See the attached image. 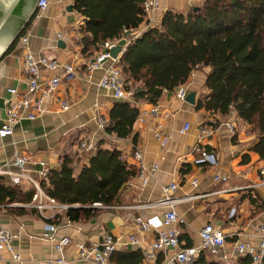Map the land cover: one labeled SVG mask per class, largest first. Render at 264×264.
Returning a JSON list of instances; mask_svg holds the SVG:
<instances>
[{
    "label": "crops",
    "instance_id": "obj_1",
    "mask_svg": "<svg viewBox=\"0 0 264 264\" xmlns=\"http://www.w3.org/2000/svg\"><path fill=\"white\" fill-rule=\"evenodd\" d=\"M34 1L18 13L20 21L17 26L24 21L23 27L34 15L24 36L7 53L11 40L0 51V126L10 100L8 90L15 88L23 91L26 87V75L22 69L24 54L52 57L61 64H70L74 66L76 76L70 81H61L56 93L46 100L45 112L40 117L33 121H21L14 127L12 136L0 139V163L14 153L25 154L35 163L27 166L28 172L37 178L41 169L38 162H44L48 169H54L58 167L59 158L68 154L76 160L75 166L79 169L88 157L86 154H78L77 144L85 140L93 142L96 147L102 141L100 147L116 148L122 153L127 165L137 170L131 155V147L135 142L141 148L145 166H156L157 170L146 185H142L137 176L130 180L121 191L119 205L113 206L115 209L95 210L96 214L87 220L69 222L66 212L59 214L57 219H51L50 211H45L46 218H42L30 210L0 209V227L18 234L13 247L21 257V261L14 262L5 253L0 264H50L56 258L53 244L49 240L51 236L71 240L64 257L73 262L77 260L79 246L89 248L103 236L127 243L109 259L108 264H128L124 263L122 256L139 251L143 257V251L152 243L155 234L142 233L135 227L133 218H161L162 212L134 207L159 200L161 188L172 182L178 186V197L196 196L176 206V212L183 221L180 226L181 235L184 236L181 247L185 248V244L198 246V232L210 223L220 227L226 236L223 254L227 255V260L220 261L207 254L208 259L220 264H248L246 260L233 256L231 249L235 242L251 240L255 229L264 224V176L260 173L264 171V161H260L258 155L252 152L257 142L256 134L245 122L237 119L233 112L227 117H220L196 111L195 105L176 100L173 90L163 91L155 106L146 102L137 103L140 116L129 137L117 139L107 136L98 129L96 118L98 115L106 118L115 100L109 91L97 87L103 71H95L90 75L85 71V64L100 52L103 43L97 51L83 54V47L79 43L82 37L79 28L83 19L72 8L71 0H48V7L42 13L36 12ZM201 2L158 0V8L153 14V27L159 25L166 12H194L201 6ZM23 38L27 39L26 44H22ZM207 72V68L193 72L184 84L187 95L195 94V103L204 92ZM49 76L47 71L42 72L43 80L46 81ZM58 100L65 101L69 108L60 111ZM131 102L134 103L133 99ZM155 108L156 112L152 113L151 110ZM229 121L237 124L234 135H230L222 126ZM219 124L221 127H218ZM185 125L189 129L180 133ZM203 127L213 130L210 136L202 140L201 145L216 158V168L195 163L199 155L194 153L193 148ZM214 176L224 177L226 181L214 182ZM193 180L198 182L195 188L191 186ZM30 192L32 189L23 185L15 195L17 199L28 198ZM49 224L55 227V232L46 229ZM132 234L137 242L128 244L127 237ZM124 249L126 251L122 252ZM119 254L122 256L119 257ZM162 262L161 255L157 263Z\"/></svg>",
    "mask_w": 264,
    "mask_h": 264
},
{
    "label": "trees",
    "instance_id": "obj_2",
    "mask_svg": "<svg viewBox=\"0 0 264 264\" xmlns=\"http://www.w3.org/2000/svg\"><path fill=\"white\" fill-rule=\"evenodd\" d=\"M71 2L83 19L79 28L83 54L97 51L102 43L117 40L123 29H136L144 21L142 0ZM33 16L5 53L24 36ZM117 64L124 88L133 90L134 103L114 102L106 116L107 136L129 137L140 116L137 103L155 106L163 91L175 90L193 72L207 68L204 92L195 110L220 117L233 112L256 134L252 152L264 161V0H202L194 12H166L157 27L143 32L126 48ZM102 143L79 169L76 160L66 154L59 158L58 167L49 169L47 177L39 181L47 197L61 205L79 207L66 211L69 222L95 215L90 208L93 203L119 205L121 191L137 176L119 150L102 148ZM9 197L10 192L0 182V204ZM126 256L122 258L128 264H141L143 258L140 251ZM239 258L249 264L248 258ZM192 264L220 263L201 252Z\"/></svg>",
    "mask_w": 264,
    "mask_h": 264
},
{
    "label": "built area",
    "instance_id": "obj_3",
    "mask_svg": "<svg viewBox=\"0 0 264 264\" xmlns=\"http://www.w3.org/2000/svg\"><path fill=\"white\" fill-rule=\"evenodd\" d=\"M47 7L48 0H36V12L42 13ZM142 8L144 21L138 28L123 29L117 40L104 42L100 52L85 64L87 75L95 71H103L97 87L109 91L115 101H132L133 91L124 88L122 74L117 64L118 59L132 42L140 37L143 32L153 27V14L158 8V0H142ZM21 42L26 44L27 39L23 38ZM115 47H120V52L116 58H112L110 52ZM22 69L26 75V87L23 91H18L15 88L8 90L10 100L7 102L4 119L0 126V139L12 136L14 127L20 124L21 121H33L40 117L45 112L46 100L56 93L61 81L64 79L70 81L76 76L74 66L61 64L52 57H34L31 53L23 55ZM44 71L50 74L46 81L42 78V72ZM186 97L187 90L185 85L175 89L176 100L184 102ZM57 106L60 111H65L69 108V105L61 100L57 101ZM156 110L155 108L151 112L154 113ZM96 121L98 129L104 132L106 125L105 116L98 115ZM222 126L226 128L230 135H234L237 129L235 121L226 122ZM218 127H221V124ZM188 129L189 126L185 125L180 133H184ZM212 132L213 130L210 127H203L199 131L197 144L193 148L194 153L199 155L195 162L197 165L207 164L213 168L218 165L216 158L207 153L201 145L202 140L210 136ZM131 148V155L137 166V178L142 185H146L148 179L154 176L157 167L147 168L145 166L139 145L132 144ZM96 150V145L91 141L81 140L77 144L78 154H86L87 157L94 155ZM29 164H35L32 163L29 156L16 153L5 162L0 163V182L10 192V197L6 203L0 206L2 211L20 208L30 210L42 218H46L45 211H50L52 214L51 219H57L62 212L79 208L78 206L61 205L47 197L41 189L39 181L47 177L49 169L44 162H38L41 169L37 173L38 177L34 178L28 172L27 166ZM260 173L264 174V171ZM213 180L214 182H224L226 178L214 176ZM197 183L196 180H193L191 181V186L195 188ZM23 185H27L32 189L33 194L30 199L16 198L15 192ZM160 193L161 197L159 200L134 207L135 209H152L162 212L161 218L157 216L144 220L140 217L133 218L135 227L139 228L142 233L153 232L155 234L152 243L143 251L141 264H158L157 260L161 255L163 256V262L160 264H192L201 252L215 256L220 261H226L227 255L223 254L226 236L220 227L210 223L205 224L198 232L200 240L198 246L181 247L180 236L182 233L180 226L183 221L176 212V206L196 196L178 197V186L175 182L162 187ZM90 208L94 210L115 209L114 207L103 206L101 203H93ZM46 227L48 231L55 232V227L52 224ZM17 238L18 234L0 227V261L3 260L5 253L10 255V260L14 262L21 261L20 255L13 247V241ZM49 240L52 242L53 250L56 253L55 260L50 264H76V262L108 264L113 254L121 250L122 247L127 246V243H122L118 239L103 236L98 243L93 244L89 248L79 246L77 260L73 262L64 257L65 249L71 244L69 238L56 239L51 236ZM127 241L128 244L137 242L133 234L127 237ZM231 254L236 257L248 258L249 264H264V224L259 225L255 229L251 240L235 242L232 246Z\"/></svg>",
    "mask_w": 264,
    "mask_h": 264
},
{
    "label": "rangeland",
    "instance_id": "obj_4",
    "mask_svg": "<svg viewBox=\"0 0 264 264\" xmlns=\"http://www.w3.org/2000/svg\"><path fill=\"white\" fill-rule=\"evenodd\" d=\"M33 0H0V51L8 44L13 37L19 23L18 13L25 9L26 5H32ZM11 17L12 22L6 27L4 33L2 29Z\"/></svg>",
    "mask_w": 264,
    "mask_h": 264
},
{
    "label": "water",
    "instance_id": "obj_5",
    "mask_svg": "<svg viewBox=\"0 0 264 264\" xmlns=\"http://www.w3.org/2000/svg\"><path fill=\"white\" fill-rule=\"evenodd\" d=\"M34 3H36V0L34 1ZM70 10H71V7L69 6V7H68V11H70ZM194 11H196V10H194ZM12 19H14V17H11V18H9V19L7 20L8 22H7L6 25H4V27H3V29H2V33H4V31L6 30L7 25H8L9 23L12 22ZM23 25H24V21L21 22V24H20L19 27H17V31H16L15 34L13 35V37H12V39H11V42L16 38V36L18 35V33H19L20 29L23 27ZM11 42H10V43H11ZM10 43H9V45H10ZM7 47H8V46H7ZM7 47H6V48H7ZM6 48H5L4 50H6ZM4 50H3V51H4ZM119 52H120V47H115V48L112 49L111 52H110L111 57H112V58H116ZM185 102H186L187 104L191 105V106H194V105H195V94H194V93L188 94L187 97H186V99H185Z\"/></svg>",
    "mask_w": 264,
    "mask_h": 264
}]
</instances>
